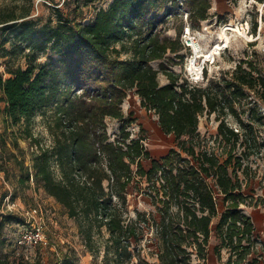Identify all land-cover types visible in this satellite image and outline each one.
Masks as SVG:
<instances>
[{
    "label": "trees",
    "instance_id": "16d2710c",
    "mask_svg": "<svg viewBox=\"0 0 264 264\" xmlns=\"http://www.w3.org/2000/svg\"><path fill=\"white\" fill-rule=\"evenodd\" d=\"M181 6L189 8L193 27L209 18L210 0H112L88 23L59 8L56 21L40 24L27 18L30 8L19 14L0 7L1 56L25 59V67L6 63L7 77L0 72V116L28 126L37 114L51 111L54 139L45 147L29 133L38 150L31 166L13 155L20 169L17 187L33 181L58 201L75 219L86 247L94 254L104 248L103 264H153L141 245L147 233L160 264H205L213 233L218 259L228 253L223 264H260L253 257L256 225L242 208L258 203L244 192L240 176L247 175L244 160L259 154L260 143L247 130L235 131L225 117L238 116L236 100L246 97V89L264 103V75L240 61L230 78L191 84L163 67L169 82L161 85L152 63L168 53L183 56V47L154 30ZM130 90L158 116L163 132L175 136V146L161 158L151 157L143 126L132 135L137 118L122 108ZM205 113L220 120L217 137L228 147L223 158L199 132ZM108 118L120 122L118 134L109 133ZM238 146L244 147L241 155ZM149 159L147 169L143 161ZM140 179L148 183L155 212L136 210L132 217L127 189ZM216 193L223 197L222 212ZM66 257L63 264H70ZM0 264L42 263H12L0 253Z\"/></svg>",
    "mask_w": 264,
    "mask_h": 264
},
{
    "label": "rangeland",
    "instance_id": "374dc122",
    "mask_svg": "<svg viewBox=\"0 0 264 264\" xmlns=\"http://www.w3.org/2000/svg\"><path fill=\"white\" fill-rule=\"evenodd\" d=\"M111 1L0 0V7L6 10H16L19 14L22 10L30 8L27 18L35 19L40 24H44L49 19L56 21L54 13L56 8L66 15L88 23L94 18L98 9L107 8ZM210 1L209 18L202 21L200 27L192 26L189 8L181 6V8L177 7L173 14L154 30L160 34L161 39L177 40L178 45L183 47L179 52L183 56L168 53L162 61L152 63L154 68L159 70L158 80L161 85L169 82L166 74L161 70L163 67L179 74L180 81H188L187 66L192 55V48L188 45L191 42L187 39L188 27L191 36L194 37L193 41H197L204 51L200 54L206 55V51L217 42H222V45L227 44L220 54H214V61L207 62L203 82L213 78H230L231 72L235 70L240 61H250L254 64V73L264 75V2L259 0ZM222 30L228 33L229 40L221 38ZM7 47L10 48V44H7ZM123 57L125 58L126 55L123 54ZM247 62L244 67L249 69ZM6 63L10 66L25 67L23 56L2 57L0 49V72L4 73L5 77L8 76L5 73ZM235 106L238 116L227 115L225 117L227 124L235 131L240 130L241 133L247 130L250 137L254 135L260 143L259 154H252L244 160L248 167L247 175L240 172V176L243 180L244 192L253 197L254 203H258V206L243 205L242 208L252 217L256 225L259 243L253 257H258L260 264H264V205L261 204V201H264V103L253 91L246 89V97L237 99ZM122 108L125 115L133 113L137 118L136 123L130 126L133 137L138 136L140 126L146 130L148 138L145 144L152 158L163 157L175 146V136L163 132L158 116L154 111H147L141 106L140 97L135 90L128 92ZM50 113L51 111L45 116L37 114L28 126L24 120L13 125L12 122L6 121L3 115L0 116V253L12 263L63 264L64 257L67 256L70 264H103L104 248L100 247L99 252L94 254L86 247L75 219L69 217L58 201L48 196L33 181L24 189L17 187V176L20 175V169L13 155L24 159L26 166L32 165V154L38 150V146L34 140L29 138V133L34 135V139H38L42 146L51 147L53 145L54 139L48 128ZM238 119H241L246 127L241 126ZM107 123L111 135L119 133L120 122L117 119L108 118ZM219 123L217 114L205 113L200 116L199 132L209 142L208 146L223 158L228 147L217 137ZM250 126L252 131H250ZM243 151L244 147L238 146L235 152L241 155ZM143 164L149 169L151 159L144 160ZM147 187L148 183L145 179L135 180L128 187V209L132 217L136 216V210L155 212L151 199L146 195ZM15 192L17 196H11ZM4 195L9 197L3 199ZM216 196L219 211L222 212L224 210L223 197L219 193H216ZM33 209H37V212H33ZM36 222L44 223L48 245L37 248L20 246L17 243L20 234ZM104 234L106 237L105 230ZM96 239L99 240L98 243L102 242L100 238ZM216 243L217 240L213 233L205 264H223L226 261L228 253L225 250L221 261L216 256L214 252ZM141 245L143 254L148 260L153 264H160L156 256L158 248L151 233L146 234Z\"/></svg>",
    "mask_w": 264,
    "mask_h": 264
},
{
    "label": "built area",
    "instance_id": "2783aa9c",
    "mask_svg": "<svg viewBox=\"0 0 264 264\" xmlns=\"http://www.w3.org/2000/svg\"><path fill=\"white\" fill-rule=\"evenodd\" d=\"M188 37L187 39L191 42L188 44L192 48V55L190 57L189 65L187 66V72L189 77L187 76V79L189 83L191 84H201L205 83L203 82L206 72V64L207 62L214 61V55H211V52H209L208 55H203L202 49L200 48V52L197 51L195 43L200 46V44L197 41H193L194 37L190 34V28H187ZM190 35V36H189ZM199 54V55H198ZM220 54V53H218ZM211 58V59H210ZM202 81V82H201ZM9 197V196H7ZM33 212H37V209H33ZM30 215V213H28ZM28 216V215H27ZM17 243L20 246L24 247H30V248H37V247H44L48 245V240L45 232V225L43 222H36L33 223L32 227L26 228L19 236V239L17 240Z\"/></svg>",
    "mask_w": 264,
    "mask_h": 264
},
{
    "label": "bare ground",
    "instance_id": "6f19581e",
    "mask_svg": "<svg viewBox=\"0 0 264 264\" xmlns=\"http://www.w3.org/2000/svg\"><path fill=\"white\" fill-rule=\"evenodd\" d=\"M230 27V26H229ZM228 29V28H227ZM231 30H237V29H235V28H230ZM228 33H226L224 30H222V32H221V34H220V36H221V38L223 39V38H225V40H229V37H228V35H227ZM195 46H196V49H197V51L198 52H200V48L199 47H201V46H198L196 43H195ZM225 46H227V44L226 45H222V42H217V43H215V44H213L211 47H210V49L208 50V51H206V55L211 51V55H209V56H213L214 54L216 55V54H218V53H220L221 52V50L225 47ZM204 52V51H203ZM199 55V54H198ZM201 55V54H200Z\"/></svg>",
    "mask_w": 264,
    "mask_h": 264
}]
</instances>
